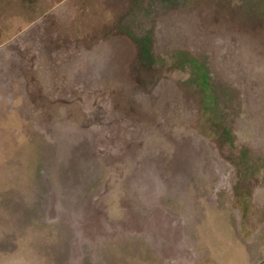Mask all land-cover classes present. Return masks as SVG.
<instances>
[{
    "label": "rangeland",
    "instance_id": "374dc122",
    "mask_svg": "<svg viewBox=\"0 0 264 264\" xmlns=\"http://www.w3.org/2000/svg\"><path fill=\"white\" fill-rule=\"evenodd\" d=\"M257 254L264 0H0V264Z\"/></svg>",
    "mask_w": 264,
    "mask_h": 264
},
{
    "label": "crops",
    "instance_id": "0c3cea01",
    "mask_svg": "<svg viewBox=\"0 0 264 264\" xmlns=\"http://www.w3.org/2000/svg\"><path fill=\"white\" fill-rule=\"evenodd\" d=\"M260 256L261 255H258V254L256 256H254V258L251 260L250 264H264V261H261ZM157 259L158 260H154V258L153 259H148V258L130 259L128 261V264H131V263H133V264L136 263L137 264L138 263L137 261H140V260L145 261L146 264H165L164 262H161V261H164V260H162V258H157ZM125 262H126V260H125ZM125 262L123 264H125ZM98 264H100V263H98ZM185 264H189V262H186ZM193 264H205V263H202V262L198 263V262L194 261Z\"/></svg>",
    "mask_w": 264,
    "mask_h": 264
}]
</instances>
